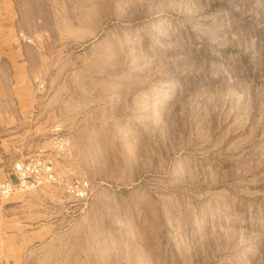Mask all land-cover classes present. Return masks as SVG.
Listing matches in <instances>:
<instances>
[{
    "label": "rangeland",
    "instance_id": "rangeland-1",
    "mask_svg": "<svg viewBox=\"0 0 264 264\" xmlns=\"http://www.w3.org/2000/svg\"><path fill=\"white\" fill-rule=\"evenodd\" d=\"M53 6L61 68L122 104L65 156L87 198L0 201V264H264V0ZM45 130L0 127V177Z\"/></svg>",
    "mask_w": 264,
    "mask_h": 264
},
{
    "label": "crops",
    "instance_id": "crops-1",
    "mask_svg": "<svg viewBox=\"0 0 264 264\" xmlns=\"http://www.w3.org/2000/svg\"><path fill=\"white\" fill-rule=\"evenodd\" d=\"M54 1L0 0V127L34 135L45 128L28 152L46 145L51 124L59 121L71 134L73 153L78 130L103 128L104 114L117 113L122 104L121 96L107 93L106 78H84L61 68L73 64L75 56L69 54L70 43L59 38ZM19 30L40 35V42H21ZM34 77L44 81L42 90ZM90 137L83 133V143ZM1 176L12 177L10 171Z\"/></svg>",
    "mask_w": 264,
    "mask_h": 264
},
{
    "label": "built area",
    "instance_id": "built-area-1",
    "mask_svg": "<svg viewBox=\"0 0 264 264\" xmlns=\"http://www.w3.org/2000/svg\"><path fill=\"white\" fill-rule=\"evenodd\" d=\"M20 40L32 43V37L18 31ZM38 89L44 81L34 77ZM72 148L70 134L59 121L50 128L47 145H36L23 157L15 158L10 167L12 177L0 179V201L14 193L36 188H48L56 194L65 193L74 199H85L91 192L88 178L78 172L73 161L65 160Z\"/></svg>",
    "mask_w": 264,
    "mask_h": 264
},
{
    "label": "bare ground",
    "instance_id": "bare-ground-1",
    "mask_svg": "<svg viewBox=\"0 0 264 264\" xmlns=\"http://www.w3.org/2000/svg\"><path fill=\"white\" fill-rule=\"evenodd\" d=\"M23 34H26V33H24L23 32ZM26 35H28V34H26ZM18 36V35H17ZM28 36H30V37H32V43H34V42H40V40H41V37H40V35H28ZM19 37V36H18ZM19 40H20V38H19ZM21 41V40H20ZM21 42H23V41H21ZM38 78V77H37ZM40 79V78H39ZM42 80V79H41ZM43 81V80H42ZM42 89V88H41ZM71 138V137H70ZM71 143H72V140H71ZM26 190H30V189H26ZM22 191H24V190H22ZM19 192H21V191H19ZM17 193V192H16Z\"/></svg>",
    "mask_w": 264,
    "mask_h": 264
}]
</instances>
